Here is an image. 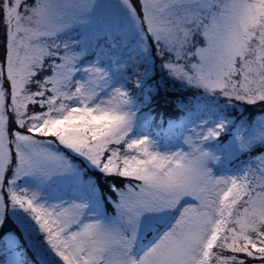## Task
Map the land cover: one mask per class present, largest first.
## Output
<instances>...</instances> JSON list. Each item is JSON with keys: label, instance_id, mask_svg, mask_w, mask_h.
I'll list each match as a JSON object with an SVG mask.
<instances>
[{"label": "snow or ice", "instance_id": "1", "mask_svg": "<svg viewBox=\"0 0 264 264\" xmlns=\"http://www.w3.org/2000/svg\"><path fill=\"white\" fill-rule=\"evenodd\" d=\"M5 227L7 264H264V0H0Z\"/></svg>", "mask_w": 264, "mask_h": 264}, {"label": "trees", "instance_id": "2", "mask_svg": "<svg viewBox=\"0 0 264 264\" xmlns=\"http://www.w3.org/2000/svg\"><path fill=\"white\" fill-rule=\"evenodd\" d=\"M183 101H184V98H183ZM152 110L154 112V117H156L157 123H159V120L161 117H163L164 121L166 122L169 118L178 117L180 114V109L175 105H170V107H168L167 105L166 106L161 105L156 108H152ZM164 125H167V123H165ZM5 229H8V228H5Z\"/></svg>", "mask_w": 264, "mask_h": 264}, {"label": "rangeland", "instance_id": "3", "mask_svg": "<svg viewBox=\"0 0 264 264\" xmlns=\"http://www.w3.org/2000/svg\"><path fill=\"white\" fill-rule=\"evenodd\" d=\"M186 94H180V93H176L174 94V99L175 100H179V101H183V98ZM170 105H175V103H170L169 105H167L168 107H170ZM158 107L156 104H153L152 105V108H156ZM174 107V106H173ZM151 114L154 116V112L153 110H151ZM169 135V134H168ZM163 137V136H161ZM7 228V227H5ZM5 228H0V234L1 232L5 229ZM9 229V228H8ZM17 234L19 235V233L17 232ZM5 242V244L3 243ZM1 241L0 239V248H1V251H0V254H1V260H0V264H7V261H8V252H7V249H8V242L7 241ZM4 245H2V244ZM21 249H16V251H20ZM5 259V260H4Z\"/></svg>", "mask_w": 264, "mask_h": 264}]
</instances>
